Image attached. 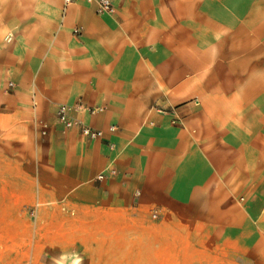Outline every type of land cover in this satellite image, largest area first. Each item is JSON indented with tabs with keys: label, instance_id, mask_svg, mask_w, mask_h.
<instances>
[{
	"label": "crops",
	"instance_id": "1",
	"mask_svg": "<svg viewBox=\"0 0 264 264\" xmlns=\"http://www.w3.org/2000/svg\"><path fill=\"white\" fill-rule=\"evenodd\" d=\"M111 1L0 0V264H264V0Z\"/></svg>",
	"mask_w": 264,
	"mask_h": 264
},
{
	"label": "built area",
	"instance_id": "2",
	"mask_svg": "<svg viewBox=\"0 0 264 264\" xmlns=\"http://www.w3.org/2000/svg\"><path fill=\"white\" fill-rule=\"evenodd\" d=\"M65 5H68L72 3L74 0H63ZM87 2H91L95 4L96 12L98 14H107L112 15L115 13V7L111 0H86ZM12 83L8 84V87H12ZM197 102V101H196ZM84 108L83 105H77L76 107H69L65 104H61L57 107L56 110V120L58 123H60L65 128H72L76 127L79 129L81 134L85 136L88 139H96L100 138L102 136V132L96 129H93L87 125H84L80 120L74 119L70 116V111L72 109H81ZM90 113H95L99 109H92V108H86ZM39 131L42 135L46 134L48 125L43 121H38ZM111 130L114 129L113 127L110 128ZM112 173H114V170H111ZM106 174V171H102L98 175V179L103 178V176Z\"/></svg>",
	"mask_w": 264,
	"mask_h": 264
}]
</instances>
